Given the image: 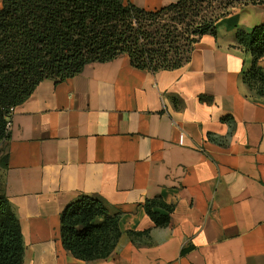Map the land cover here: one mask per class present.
<instances>
[{
	"label": "crops",
	"instance_id": "1",
	"mask_svg": "<svg viewBox=\"0 0 264 264\" xmlns=\"http://www.w3.org/2000/svg\"><path fill=\"white\" fill-rule=\"evenodd\" d=\"M128 1L154 11L179 0ZM262 24L264 5L232 10L178 70L151 75L120 56L39 83L0 144L22 264H264V99L241 81L251 57L235 39ZM79 196L121 213L106 260L81 262L61 246L60 213ZM154 198L173 208L166 228L143 211ZM127 232L148 234L133 244Z\"/></svg>",
	"mask_w": 264,
	"mask_h": 264
},
{
	"label": "trees",
	"instance_id": "2",
	"mask_svg": "<svg viewBox=\"0 0 264 264\" xmlns=\"http://www.w3.org/2000/svg\"><path fill=\"white\" fill-rule=\"evenodd\" d=\"M264 5V0H179L154 11L128 0H2L0 8V144L6 124L45 80L62 82L89 64L120 56L131 67L154 75L189 63L204 35H215L217 22L232 10ZM237 46L251 57L241 76L255 97L264 99V24L236 29ZM224 121L230 124V119ZM210 141L215 138L209 136ZM144 213L156 228H166L173 208L160 199L145 200ZM165 212V215L157 211ZM121 213L109 214L103 202L79 196L60 213L62 248L81 262L108 259L121 237ZM148 232H127L136 244ZM21 232L8 201L0 195V264H22Z\"/></svg>",
	"mask_w": 264,
	"mask_h": 264
},
{
	"label": "built area",
	"instance_id": "3",
	"mask_svg": "<svg viewBox=\"0 0 264 264\" xmlns=\"http://www.w3.org/2000/svg\"><path fill=\"white\" fill-rule=\"evenodd\" d=\"M8 127H9V120L7 121V124H6V130H8ZM182 142H183V135L180 134L179 137H178V145L182 146Z\"/></svg>",
	"mask_w": 264,
	"mask_h": 264
},
{
	"label": "rangeland",
	"instance_id": "4",
	"mask_svg": "<svg viewBox=\"0 0 264 264\" xmlns=\"http://www.w3.org/2000/svg\"><path fill=\"white\" fill-rule=\"evenodd\" d=\"M1 151H2V147H0V153H1Z\"/></svg>",
	"mask_w": 264,
	"mask_h": 264
}]
</instances>
